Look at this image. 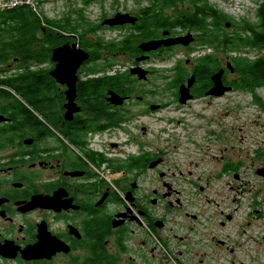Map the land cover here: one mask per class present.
I'll list each match as a JSON object with an SVG mask.
<instances>
[{
    "label": "flooded vegetation",
    "instance_id": "af4514ba",
    "mask_svg": "<svg viewBox=\"0 0 264 264\" xmlns=\"http://www.w3.org/2000/svg\"><path fill=\"white\" fill-rule=\"evenodd\" d=\"M118 11L103 15L100 24L121 28L135 24L105 22ZM129 12L137 17L136 23L143 22L142 11ZM37 15L29 19L28 51L16 49V41L0 42V264H187V228L194 233L197 220L187 216L199 214L189 212L187 197L181 198L187 189L171 179L177 170H165L162 154L140 150L123 157L119 146L127 144L122 134L131 132L127 125L141 104L133 101L137 93L131 88L142 86L155 69L146 65L188 45L179 42L145 49L141 42L191 30L177 33L159 25L145 32L136 30L142 40L133 42L131 50L120 49L133 56L131 66L121 68L131 73L123 78L128 89L120 90L111 86L114 60L104 53L114 45L96 39L88 46L80 41L75 45L79 35L74 30L55 28ZM10 22L15 24L14 19ZM129 34L120 41L133 40ZM57 47L62 49L55 59ZM79 48L89 55L75 69ZM199 59L190 68L181 57L172 65L176 100L181 101V85L195 76L185 104L198 97L223 95L208 93L214 72L222 67L223 82L234 88L222 60L207 85L206 73L197 70ZM136 65L148 70L147 77L131 72ZM228 65L234 69L230 61ZM40 75L42 88L35 90L32 83ZM16 79L23 89L14 91L5 84ZM23 79L27 81L19 82ZM153 104H160L155 110L163 107L162 102L145 105L150 110ZM140 126L146 129L145 124ZM156 131L153 141L158 142L160 128ZM132 141L139 147L137 134ZM263 167L257 173L262 174ZM173 213L182 221L173 223L177 220ZM178 224L186 227V233L177 232Z\"/></svg>",
    "mask_w": 264,
    "mask_h": 264
},
{
    "label": "rangeland",
    "instance_id": "374dc122",
    "mask_svg": "<svg viewBox=\"0 0 264 264\" xmlns=\"http://www.w3.org/2000/svg\"><path fill=\"white\" fill-rule=\"evenodd\" d=\"M29 1L36 4L37 11L44 19H49L53 27H70L69 30H74L81 39L83 32V36L90 41L103 39L108 42L112 38L126 37L129 31L135 44L142 40L132 24H123L122 28L103 26L100 20L103 15L117 10L137 12L147 0H90L87 3L84 0ZM210 1L235 22L256 17L258 0ZM188 5V1L178 0L177 5L166 9L165 15L175 17L180 7L187 6L189 9ZM80 10L84 18L78 15ZM93 23L97 24L95 30L90 29ZM173 30L177 33L195 32L181 26ZM226 32L238 30L229 24L220 29L222 36ZM196 40L188 44L187 49H180L174 55L160 56L153 59L151 65H146L155 69L142 86L131 88L143 98L134 94L133 101H140L141 104L132 112L135 118L127 125V130L131 132L124 131L122 134L121 138L127 144L119 148L123 150V157L140 150L162 154L167 161L163 166L165 170H177L171 179L187 189L181 198L187 197L189 212L199 214L198 218L187 216L197 219L194 233L187 228V264H264V175L256 171L264 166V85L242 78L228 65L230 61L232 66L234 57L247 56L251 59L258 50L249 46L242 49L240 39L236 49L219 40L203 44ZM190 46L196 48L190 49ZM104 53L114 60L111 72L116 67L124 69L133 63L130 53L114 46L105 48ZM206 53L220 57L227 68L228 78L235 81L234 88L218 97L194 98L187 104L176 100L175 88H172V84L175 85L172 65L176 58L181 57L186 68H190ZM146 102H162L163 107L149 110ZM140 124H145L146 129L139 128ZM156 127L160 128L158 142L153 141ZM135 134L139 137V147L136 141H132ZM149 172L156 173L155 170ZM207 196L210 201H207ZM160 212H164L161 207ZM172 217L177 219L173 223L182 221L178 213H173ZM175 229L178 233H186L182 224Z\"/></svg>",
    "mask_w": 264,
    "mask_h": 264
},
{
    "label": "trees",
    "instance_id": "16d2710c",
    "mask_svg": "<svg viewBox=\"0 0 264 264\" xmlns=\"http://www.w3.org/2000/svg\"><path fill=\"white\" fill-rule=\"evenodd\" d=\"M89 1L90 0H84L86 3ZM181 1H188V6L190 8L187 9V6L185 8L180 7L177 16L169 18L165 15L167 13L166 9L177 5L178 0H147V3L139 6V11H142L143 22H137L131 26L137 31L141 30L142 32L152 28L154 25H159L160 27L169 26L171 28L181 26L183 28L193 29L201 44L204 42L214 43L219 40L220 43L227 45V47L231 49H236L235 47L239 44L238 40L240 39L242 49L249 46L250 49L256 48L258 53L251 59L247 56L234 57L232 60L234 70H236V72H238L237 74L242 76V78L245 77L251 82L264 85V0L257 1L255 19H251L250 17L248 19H239L240 22H235L228 13L220 9L210 0ZM33 14L37 15L38 12L27 2L0 11V42L16 41L14 44L16 49L21 52L28 51L26 44L31 40L29 36V30L31 28L29 19L32 20ZM78 15L84 18L81 10L78 11ZM11 19H14V25L11 24ZM37 20L40 21L41 19L38 18ZM47 20L50 22L49 19ZM229 24L234 25L238 32H226V35L223 33L222 36L220 33L221 27L224 29V27ZM35 27L36 25L32 26L34 29ZM96 27L97 26L92 25L90 29L95 30ZM9 33H12V35H9ZM81 34L82 39L79 38L80 43L87 46L94 43L90 41V39L85 38L83 32H81ZM236 35H239V37L234 39ZM113 40L115 39H110L107 42L109 46L114 45L119 49L126 48V45L128 48L134 47V41L129 38L122 41H120V39L117 41ZM103 42L104 40L101 39L100 43ZM1 51L2 50H0V54L2 53ZM197 65V70L200 71L199 74L202 75V73H206V78L208 80L205 81V83L209 85L211 83V73L219 69L222 64L219 58L211 54H206L199 59ZM114 71L115 72L110 76L111 86L120 90L128 89V86L124 84L126 79L123 78H128L131 74L130 71L121 70V67H116ZM43 79L44 78L40 75L33 81L32 85L35 90H40L42 88L41 84ZM16 81H18V79L5 84L14 91L23 89L24 86ZM26 81V79H23L19 82L24 83Z\"/></svg>",
    "mask_w": 264,
    "mask_h": 264
},
{
    "label": "water",
    "instance_id": "95a60500",
    "mask_svg": "<svg viewBox=\"0 0 264 264\" xmlns=\"http://www.w3.org/2000/svg\"><path fill=\"white\" fill-rule=\"evenodd\" d=\"M136 20H137V17L133 16L129 11H118L113 16L108 17L105 20V22L109 23L110 25H116V24H123V23H127V22L136 23ZM194 39H195L194 33L192 31H188L184 35L171 36V37L161 38V39H150L147 41H143V42H141L140 45L142 47H144L145 49H155V48H158L159 46H161L163 44H174V43H179V42L189 44ZM78 43H79V40H76L75 45ZM61 49H62L61 47H57L55 49V52L53 55V57L55 59H57V55L59 54L58 51L59 50L61 51ZM79 50H80V58L76 64L75 69L82 62V59L89 55V53L87 51L83 50L82 48H79ZM54 70L52 71V73L55 75L57 73H54ZM131 72L137 73V74H139L140 77L145 78V77H147L148 70L146 68L142 67L141 65H136V66L131 67ZM223 73H224L223 67L220 68L219 70H217L216 72H214V74H213L214 85L208 90V93L214 94V95H221L231 88V86H228L223 82V79H222ZM194 78H195V76L192 75L189 78L188 84H182L181 85L180 100L182 102H185L187 100V98L190 96L189 95V87L193 83ZM113 95H115V97L117 96V98L119 97V95H117V94H113ZM112 99L114 100L113 97H112ZM157 106H159V104H153L152 105L153 108L157 107ZM261 169H264V167ZM262 174L264 175V172Z\"/></svg>",
    "mask_w": 264,
    "mask_h": 264
},
{
    "label": "built area",
    "instance_id": "2783aa9c",
    "mask_svg": "<svg viewBox=\"0 0 264 264\" xmlns=\"http://www.w3.org/2000/svg\"><path fill=\"white\" fill-rule=\"evenodd\" d=\"M24 2L30 3L32 7L34 8V10L37 11L36 4L33 5V2L29 0H0V11H2L3 9L9 8V7L15 6L17 4L24 3Z\"/></svg>",
    "mask_w": 264,
    "mask_h": 264
}]
</instances>
